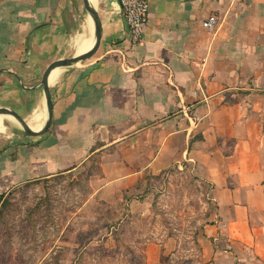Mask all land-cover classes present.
<instances>
[{"label":"crops","instance_id":"1","mask_svg":"<svg viewBox=\"0 0 264 264\" xmlns=\"http://www.w3.org/2000/svg\"><path fill=\"white\" fill-rule=\"evenodd\" d=\"M148 3L138 43L119 0L89 4L100 44L90 58L52 69L61 71L48 80L46 133L28 136L0 115V194L74 172L95 155L94 193L108 202L147 176L189 166L210 187L201 230L208 261L264 264V0ZM210 16L218 20L211 32L202 26ZM90 18L95 28L82 0H0V109L43 129L42 75L79 55ZM94 43L95 29L90 50ZM158 251L146 246L148 264Z\"/></svg>","mask_w":264,"mask_h":264},{"label":"rangeland","instance_id":"2","mask_svg":"<svg viewBox=\"0 0 264 264\" xmlns=\"http://www.w3.org/2000/svg\"><path fill=\"white\" fill-rule=\"evenodd\" d=\"M99 173L95 160L4 192L0 264H148V244L158 246L155 264H211L201 235L210 187L191 167L147 176L111 202L94 193Z\"/></svg>","mask_w":264,"mask_h":264},{"label":"water","instance_id":"3","mask_svg":"<svg viewBox=\"0 0 264 264\" xmlns=\"http://www.w3.org/2000/svg\"><path fill=\"white\" fill-rule=\"evenodd\" d=\"M82 2H83V5H84L86 11H88L92 15V17L94 18L95 43H94L92 49L86 53H83V54L78 55V56L70 57V58H62V59L55 60V61L51 62L46 67V69L42 75V78H41V84H42L44 91H45L46 110H47V119H46V123H45V126L43 127V129H41L40 131H36V132L32 131L28 127L27 123L21 117L16 115V113L9 111V110H6V109H0V115L8 113V114L12 115L14 118H16L19 121V123L21 124L24 132L28 136H40V135L46 133L47 130L50 128L51 121H52V102H51V94H50V90H49L48 78H49V74L52 71V69L56 66L64 67V66H67L71 63H75L78 61L88 59L98 49V46L100 44V38H101V21H100V18L98 16V13L96 12V10L93 9L92 7H90L87 0H82Z\"/></svg>","mask_w":264,"mask_h":264},{"label":"built area","instance_id":"4","mask_svg":"<svg viewBox=\"0 0 264 264\" xmlns=\"http://www.w3.org/2000/svg\"><path fill=\"white\" fill-rule=\"evenodd\" d=\"M120 10L127 24L131 41L138 43L142 39L143 29L148 22V0H119ZM217 18L210 16L203 21L202 26L207 31H213L217 25Z\"/></svg>","mask_w":264,"mask_h":264},{"label":"bare ground","instance_id":"5","mask_svg":"<svg viewBox=\"0 0 264 264\" xmlns=\"http://www.w3.org/2000/svg\"><path fill=\"white\" fill-rule=\"evenodd\" d=\"M87 1H88V4L93 5L92 4L93 0H87ZM87 28H88V34H86V38H85V31H84V35H83L84 36L83 37L84 40L82 39L84 41V44L79 49V55L90 51L91 42H92V33H93V30L95 29L94 26H93L91 18L88 21V27ZM60 71H61V68L59 67L58 69H55L54 71L52 70L50 72L49 78H48L50 83L53 82L58 77ZM39 119H40V117L38 115H36L35 119L31 123L30 127H32L33 124H35V123H36V125H38ZM35 128H36V126L33 129H35ZM2 130H3V127L1 126V122H0V131H2Z\"/></svg>","mask_w":264,"mask_h":264},{"label":"trees","instance_id":"6","mask_svg":"<svg viewBox=\"0 0 264 264\" xmlns=\"http://www.w3.org/2000/svg\"><path fill=\"white\" fill-rule=\"evenodd\" d=\"M95 160H98V155H95L91 158V162H95ZM57 176H61V175H57ZM57 176H54V177H57ZM145 195H146V193L143 192L142 195L139 196V198L142 199ZM4 197H5L4 193H1L0 194V202L3 201Z\"/></svg>","mask_w":264,"mask_h":264}]
</instances>
